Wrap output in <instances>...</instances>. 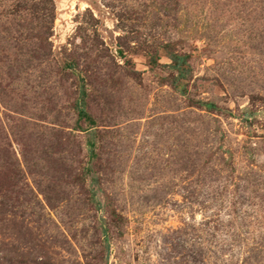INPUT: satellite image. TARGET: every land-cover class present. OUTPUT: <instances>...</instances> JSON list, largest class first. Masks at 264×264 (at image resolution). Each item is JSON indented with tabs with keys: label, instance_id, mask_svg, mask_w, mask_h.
I'll return each mask as SVG.
<instances>
[{
	"label": "rangeland",
	"instance_id": "1",
	"mask_svg": "<svg viewBox=\"0 0 264 264\" xmlns=\"http://www.w3.org/2000/svg\"><path fill=\"white\" fill-rule=\"evenodd\" d=\"M0 264H264V0H0Z\"/></svg>",
	"mask_w": 264,
	"mask_h": 264
},
{
	"label": "trees",
	"instance_id": "2",
	"mask_svg": "<svg viewBox=\"0 0 264 264\" xmlns=\"http://www.w3.org/2000/svg\"><path fill=\"white\" fill-rule=\"evenodd\" d=\"M174 58L177 59V61H178V60H183V57L180 56V55H179V56H174ZM202 103H203V105L207 106L208 108L212 107V106H210L209 103H204V102H202ZM86 115H87L86 111L82 109V110H81V116H82V117H83V116L86 117Z\"/></svg>",
	"mask_w": 264,
	"mask_h": 264
}]
</instances>
